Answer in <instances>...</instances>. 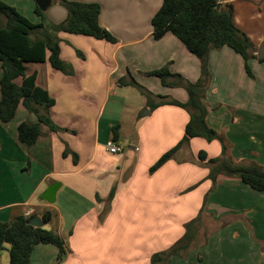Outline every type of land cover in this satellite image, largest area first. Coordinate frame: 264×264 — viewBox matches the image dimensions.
<instances>
[{"label":"crops","instance_id":"0c3cea01","mask_svg":"<svg viewBox=\"0 0 264 264\" xmlns=\"http://www.w3.org/2000/svg\"><path fill=\"white\" fill-rule=\"evenodd\" d=\"M71 1L98 3V23L115 41L61 31L58 36L65 44H59V56L70 64L71 73L54 69L48 61L25 63V73H35L36 84L54 99L49 116L60 130L41 125L33 144L21 143L17 125L36 121L21 103L9 121H0V222L20 214L41 219L50 211L51 219L42 227L55 231L67 248L57 262L54 245L36 244L30 264H94V255L101 256L98 264H150L151 254L177 241L184 224L202 208L208 228H220L219 237L229 231L208 260L198 256L197 264H264V190L222 174L212 184L197 153L220 156L218 140L192 137L148 172L181 139L189 118L184 108L169 101L185 102L184 84L200 78L199 59L175 35L152 36L151 17L161 0ZM222 3L231 4L233 22L251 48L246 60L228 46L208 52L205 120L223 138L227 156L264 167V58L256 56L264 44V0ZM8 4L30 21H40L33 0ZM60 13L64 19L66 12ZM163 66L179 74L182 83L162 85L150 72ZM120 78L133 79L150 92L151 101L164 103L150 108L140 88L120 85ZM113 125H118L116 142L127 144L114 154L105 149ZM64 150L70 153L64 156ZM54 182L60 184L55 199L45 203L40 196ZM204 237L199 250L207 252V230ZM8 249L3 243L0 264H8ZM189 250L173 256L169 264H191Z\"/></svg>","mask_w":264,"mask_h":264},{"label":"trees","instance_id":"16d2710c","mask_svg":"<svg viewBox=\"0 0 264 264\" xmlns=\"http://www.w3.org/2000/svg\"><path fill=\"white\" fill-rule=\"evenodd\" d=\"M66 9L65 18L52 23L47 21L44 11L36 5L34 12L40 15V21L34 23L22 15L14 6L0 0V121H9L15 114L18 104L36 116L35 122L21 121L17 125L18 140L26 146L33 144L40 134V126L46 125L49 130L61 128L52 122L49 108L54 99L42 87L36 84L35 73H25V63L44 62L63 73H71L70 64L59 56L58 32H67L91 36L96 39L115 41V37L98 23L100 5L96 2L57 0ZM152 36L161 37L165 32L175 35L186 49L200 61V78L195 82L184 84L187 100L185 102L169 101L184 108L189 115L181 139L170 149L162 153L149 167L152 173L170 159L177 149L186 144L192 137H202L206 141L218 140L221 153L218 157L207 158L204 151H198L197 157L205 161L208 167L207 178L212 184L218 175L238 177L244 184L256 191L264 190V167L254 161L246 164L235 162L227 156V145L223 138L206 123V108L202 102L208 81L206 59L208 52L222 46H228L239 53L244 60L248 58L251 48L249 38L234 24L232 6L222 0H161L159 8L151 17ZM151 74L160 79L162 85L181 84L179 74L169 72L166 66L153 70ZM21 77L16 83L15 78ZM120 85H132L148 98L150 108L164 103H157L149 98L150 92L138 85L133 79L118 80ZM159 99L163 96L156 95ZM112 140L118 138V125L111 127ZM68 150L63 151L67 155ZM75 160V155L72 153ZM199 214L184 224L183 235L169 248L151 254L150 264H168L173 256H180L191 247L202 225ZM33 217L16 215L10 221L0 222V251L3 243L9 244L8 264H30V253L36 244H52L57 248L56 261L60 262L66 254L64 240L53 230L34 227L29 224ZM51 212L44 211L41 220L47 223Z\"/></svg>","mask_w":264,"mask_h":264},{"label":"rangeland","instance_id":"374dc122","mask_svg":"<svg viewBox=\"0 0 264 264\" xmlns=\"http://www.w3.org/2000/svg\"><path fill=\"white\" fill-rule=\"evenodd\" d=\"M5 1V0H4ZM8 2L7 3H13V1L14 0H7ZM34 2V1H33ZM35 4V3H34ZM61 10L65 13L66 12V9H65V7L62 5V4H59L57 1H52V3H51V5L44 11V16L46 17L47 16V14L49 15H52L53 17H54V19H56V20H58V21H52V20H50V22H52V23H58V22H60L63 18V16H61L62 15V13H60L61 12ZM32 11H33V9H32ZM33 13L35 14V16H37L38 17V19H40V15H37L34 11H33ZM33 14V15H34ZM48 17V16H47ZM47 21H49L48 19H47ZM59 33V32H58ZM58 33H57V39H58V41H59V44L61 43V42H63V44H65V42L64 41H61V39L59 38V36H58ZM73 34V33H72ZM80 35V34H79ZM91 37V36H90ZM102 40H105V39H102ZM105 41H107V40H105ZM108 42H110V41H108ZM84 47V49L86 50V51H88V48H86L85 46H82V48ZM79 50H77L78 51V53L80 52L81 54L83 53L82 51H80V50H82L81 48H78ZM160 80V79H159ZM162 84V83H161ZM100 96L99 95H97L96 96V98H99ZM116 144L117 145H119V146H121L122 147V150L125 148H127V144L126 143H122V145L121 144H118L117 142H116ZM119 153V152H118ZM202 219H203V224L201 225L202 226V228L203 229H201V230H199V232L197 233V236H196V239L193 241V243L190 245L191 247H190V250H189V252H190V255H186V257H188L189 256V259H190V263L191 264H197L196 262L197 261H199V257L200 256H205L206 257V261L208 260V256L210 255V253H212V250H214V248H215V246H218L219 245V241L221 242L222 241V239H220L221 238V236H223L227 231H229V229H225L222 233H221V235H220V237H219V233H218V229H220V228H213V227H210V228H208V223H209V219L208 218H206V217H203L202 216ZM205 219V220H204ZM50 224H48V225H45L46 227H48ZM203 225L205 226V228L203 227ZM45 228V227H44ZM207 230V238L205 239L206 240V243H208L209 245H208V248L210 249V251H207V252H205L204 251V249H202V251H200L199 249H201V248H204V243L203 244H200V242H202L203 240H204V234H205V231ZM211 238V239H210ZM219 238V239H218ZM210 239V240H209ZM223 240H225V239H223ZM212 243H214V245H213V247H212ZM200 244V245H199ZM65 249H67L66 248V246H65ZM67 251V250H66ZM200 251V252H199ZM236 251H238V248H236ZM188 252V253H189ZM113 255H111V257H112ZM199 256V257H198ZM65 257V255L63 256V258ZM93 259H94V264H98V262H99V258L101 257V256H99V255H94V256H91ZM185 257V258H186ZM192 258L194 259V261L192 260ZM169 264V263H168Z\"/></svg>","mask_w":264,"mask_h":264},{"label":"water","instance_id":"95a60500","mask_svg":"<svg viewBox=\"0 0 264 264\" xmlns=\"http://www.w3.org/2000/svg\"><path fill=\"white\" fill-rule=\"evenodd\" d=\"M35 5L42 11H45L52 3V0H33ZM257 58H264V44H262L256 54ZM146 112V111H145ZM59 182H54L50 184L44 192L41 194L40 198L45 202V203H52L55 199V193L56 190L59 187ZM29 224L34 226V227H41L43 226L44 222L40 219L39 216H33L29 220Z\"/></svg>","mask_w":264,"mask_h":264},{"label":"built area","instance_id":"2783aa9c","mask_svg":"<svg viewBox=\"0 0 264 264\" xmlns=\"http://www.w3.org/2000/svg\"><path fill=\"white\" fill-rule=\"evenodd\" d=\"M105 149L109 152V153H118L122 150V147L117 145L112 139H109L105 142Z\"/></svg>","mask_w":264,"mask_h":264}]
</instances>
